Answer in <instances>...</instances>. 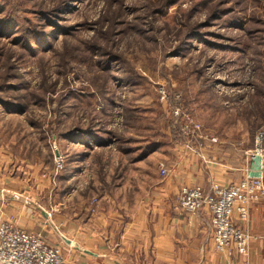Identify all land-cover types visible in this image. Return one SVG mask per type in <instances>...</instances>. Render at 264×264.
Here are the masks:
<instances>
[{
    "label": "rangeland",
    "instance_id": "1",
    "mask_svg": "<svg viewBox=\"0 0 264 264\" xmlns=\"http://www.w3.org/2000/svg\"><path fill=\"white\" fill-rule=\"evenodd\" d=\"M224 160L264 174V0H0V223L58 240Z\"/></svg>",
    "mask_w": 264,
    "mask_h": 264
},
{
    "label": "crops",
    "instance_id": "2",
    "mask_svg": "<svg viewBox=\"0 0 264 264\" xmlns=\"http://www.w3.org/2000/svg\"><path fill=\"white\" fill-rule=\"evenodd\" d=\"M210 163L213 165L206 168L201 162L191 166L197 172V185L205 190L212 181L227 183L244 174L245 167L231 170L225 160L218 165ZM1 183L0 198L22 197ZM171 186H165L164 193L155 198L138 199L131 207L111 206L93 215L57 218L55 225L62 232L58 240L57 230L55 236L43 234L46 226L35 232L51 245L62 239L60 248L71 264H264V200L249 207L244 221L233 210V218L255 238L244 254L235 250L229 253L214 248L208 213L181 211ZM2 208L16 211L15 204H0ZM21 224L25 225L22 220Z\"/></svg>",
    "mask_w": 264,
    "mask_h": 264
},
{
    "label": "built area",
    "instance_id": "3",
    "mask_svg": "<svg viewBox=\"0 0 264 264\" xmlns=\"http://www.w3.org/2000/svg\"><path fill=\"white\" fill-rule=\"evenodd\" d=\"M164 169L161 170V173ZM264 198V174L248 175L227 186L216 183L208 189L183 186L176 196L178 207L187 212L202 210L209 215L214 248L234 249L244 254L253 238L232 220H246L251 204ZM264 239V234L261 236ZM0 264H70L61 250L49 244L41 233L23 230L11 222L0 223Z\"/></svg>",
    "mask_w": 264,
    "mask_h": 264
}]
</instances>
